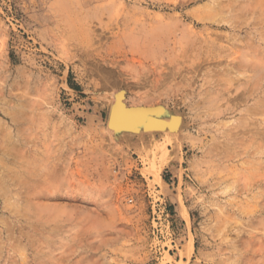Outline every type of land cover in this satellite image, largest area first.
Masks as SVG:
<instances>
[{
    "label": "rangeland",
    "instance_id": "374dc122",
    "mask_svg": "<svg viewBox=\"0 0 264 264\" xmlns=\"http://www.w3.org/2000/svg\"><path fill=\"white\" fill-rule=\"evenodd\" d=\"M0 264H264V0H0Z\"/></svg>",
    "mask_w": 264,
    "mask_h": 264
},
{
    "label": "bare ground",
    "instance_id": "6f19581e",
    "mask_svg": "<svg viewBox=\"0 0 264 264\" xmlns=\"http://www.w3.org/2000/svg\"><path fill=\"white\" fill-rule=\"evenodd\" d=\"M233 95L231 97H233ZM242 97H243V95H242ZM235 98H236V96H235ZM233 99H234V97H233ZM116 106L117 107L114 108V109L111 108V110H117V111H112L114 116H113V118H111V123H110V126H109L112 129L116 127V124H119L118 122L124 123V124H127V123L131 124L133 122L132 124H135L136 128H140L141 129V131L138 132V134H142V132H143L142 128H144L145 125L147 126L146 130H145L146 133H151L153 131L154 127L153 128H150V127H152V125H157V123H158V120H157V119H159L158 117H155V116H152V115H149V117H148V115H147L146 118H143V115L141 113H138V115H136V116L134 115V117H133V116L128 115L127 113L124 112V109H123L124 107L123 106H120V105H116ZM110 115H111V111H110ZM176 117L177 116H172L171 123H176ZM164 133L176 134V133H168V132H164Z\"/></svg>",
    "mask_w": 264,
    "mask_h": 264
},
{
    "label": "water",
    "instance_id": "95a60500",
    "mask_svg": "<svg viewBox=\"0 0 264 264\" xmlns=\"http://www.w3.org/2000/svg\"><path fill=\"white\" fill-rule=\"evenodd\" d=\"M116 105L123 106L121 104L119 98L117 99L116 104L113 105L112 108L113 109L116 108L117 107ZM123 109H124V112L125 113H127L128 115H131L133 117H134V115L136 116V115H138V113H141L142 112V110L140 108H126V107H124ZM112 111H117V110H111V115H110V118H109V126H110V123H111V118H113V116H114ZM171 119H172V116L170 117L169 122H165V121H163L161 119H157L158 120L157 125H152V127H150V128H153L154 127L153 130H155V129H157L160 126H167L168 128H172L173 129V128H175L177 126L178 121H179V118L176 117V123H171ZM118 123L119 124H116V127L114 128L116 130L128 131V132H133V133H138V132L141 131L140 128H136L135 124H132L133 122L131 124H128V123L127 124H124V123H120V122H118ZM146 127L147 126L145 125L144 128H142L143 129L142 131H145L146 130Z\"/></svg>",
    "mask_w": 264,
    "mask_h": 264
},
{
    "label": "built area",
    "instance_id": "2783aa9c",
    "mask_svg": "<svg viewBox=\"0 0 264 264\" xmlns=\"http://www.w3.org/2000/svg\"><path fill=\"white\" fill-rule=\"evenodd\" d=\"M132 200H130V202H131Z\"/></svg>",
    "mask_w": 264,
    "mask_h": 264
}]
</instances>
